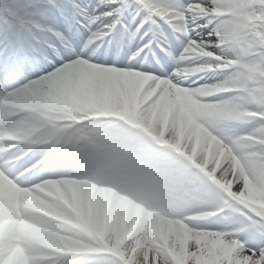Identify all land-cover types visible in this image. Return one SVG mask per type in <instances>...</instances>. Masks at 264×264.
<instances>
[{"label":"snow or ice","instance_id":"obj_1","mask_svg":"<svg viewBox=\"0 0 264 264\" xmlns=\"http://www.w3.org/2000/svg\"><path fill=\"white\" fill-rule=\"evenodd\" d=\"M0 264H264V0H0Z\"/></svg>","mask_w":264,"mask_h":264}]
</instances>
